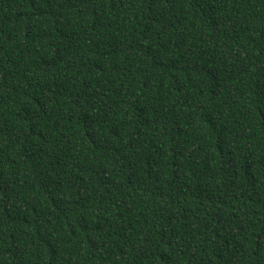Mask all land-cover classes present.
<instances>
[{"label": "trees", "instance_id": "trees-1", "mask_svg": "<svg viewBox=\"0 0 264 264\" xmlns=\"http://www.w3.org/2000/svg\"><path fill=\"white\" fill-rule=\"evenodd\" d=\"M0 264H264V0H0Z\"/></svg>", "mask_w": 264, "mask_h": 264}]
</instances>
